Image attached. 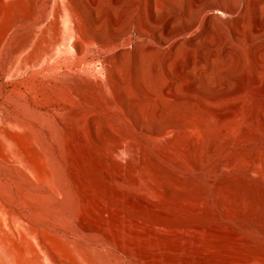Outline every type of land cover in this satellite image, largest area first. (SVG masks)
<instances>
[{"label":"rangeland","instance_id":"rangeland-1","mask_svg":"<svg viewBox=\"0 0 264 264\" xmlns=\"http://www.w3.org/2000/svg\"><path fill=\"white\" fill-rule=\"evenodd\" d=\"M0 207L40 264H264V0H0Z\"/></svg>","mask_w":264,"mask_h":264},{"label":"bare ground","instance_id":"bare-ground-1","mask_svg":"<svg viewBox=\"0 0 264 264\" xmlns=\"http://www.w3.org/2000/svg\"><path fill=\"white\" fill-rule=\"evenodd\" d=\"M35 230L21 220L8 221L0 207V264H40Z\"/></svg>","mask_w":264,"mask_h":264}]
</instances>
